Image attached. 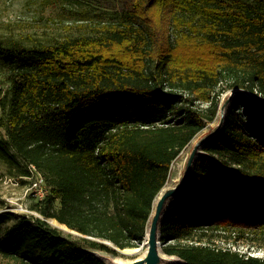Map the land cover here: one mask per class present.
Listing matches in <instances>:
<instances>
[{
  "label": "trees",
  "instance_id": "obj_1",
  "mask_svg": "<svg viewBox=\"0 0 264 264\" xmlns=\"http://www.w3.org/2000/svg\"><path fill=\"white\" fill-rule=\"evenodd\" d=\"M95 25V36L47 45L0 39L10 81L0 160L17 162L11 147L23 175L39 172L50 188L40 215L81 235L24 216L3 230L0 214V257L105 264L93 252L138 247L172 163L214 121L220 95L264 100V0H131L119 22ZM202 150L163 214L162 252L185 264H264L214 242L264 236V107L233 98Z\"/></svg>",
  "mask_w": 264,
  "mask_h": 264
},
{
  "label": "rangeland",
  "instance_id": "obj_2",
  "mask_svg": "<svg viewBox=\"0 0 264 264\" xmlns=\"http://www.w3.org/2000/svg\"><path fill=\"white\" fill-rule=\"evenodd\" d=\"M130 9L131 0H0V39L13 38L26 45H47L71 37L95 36L100 27L95 24L119 22L122 14ZM8 74L9 69L0 65V100L3 98L5 103H7L10 96ZM230 91L220 95L219 104H223L229 98ZM245 92L253 102L263 103L259 97L250 92ZM233 98L245 100L239 95H233L231 100ZM245 101L251 104L250 101ZM197 105L201 108L206 107L199 103ZM0 117L2 119L5 117L4 109H0ZM218 121L219 115L217 113L213 122H205V127L185 150L188 151L196 139L214 129ZM0 142L6 144L4 127H0ZM9 154L14 156L17 162L0 160V214H8L6 222L1 228L4 230L11 227L19 221L21 216H24L27 219L39 218L45 220L51 227L60 231L63 236L72 240L81 237L79 233L54 219H45L40 215L36 205L42 199L36 195L34 188L31 187L36 183L48 192L50 188L47 181L30 166V168L28 167L31 171L29 176L23 175L21 171L26 168V163L19 156H16V152L11 147H9ZM181 156L182 153L171 165L166 182L167 186L172 183L176 173L175 166ZM233 237L234 234L223 239L215 238L214 242L219 247H230L240 253L264 259V236L246 234L238 240H234ZM116 251L118 252L116 256L98 251L93 253L105 264H108L111 260L130 263L140 257L143 249L142 244H140L135 248L117 249ZM162 254L164 257L171 259L170 264H185L176 256H170L163 252ZM0 264L22 263L20 258L0 257Z\"/></svg>",
  "mask_w": 264,
  "mask_h": 264
},
{
  "label": "water",
  "instance_id": "obj_3",
  "mask_svg": "<svg viewBox=\"0 0 264 264\" xmlns=\"http://www.w3.org/2000/svg\"><path fill=\"white\" fill-rule=\"evenodd\" d=\"M245 91L246 90L238 88L232 89L230 91L229 98L223 104H219L217 112L219 115V121L216 127L211 131L203 134L200 138L196 139V141H194L191 148L189 149L186 162L184 164L182 172L180 173L178 181L168 186H164L157 194L156 198L153 201L152 210L147 222L144 240L147 248L144 255L130 263H120L111 260L109 264H170L171 259L164 257L161 252L162 250H160L159 226L163 214L165 213V210L169 203L178 198L188 189L193 175L195 162L198 157L204 154L202 148L207 143L212 141L221 131L225 114L228 108L227 105L231 101L232 96L239 95L245 100L250 101L251 105L253 106L264 107V100H262L263 103H255L251 99H249Z\"/></svg>",
  "mask_w": 264,
  "mask_h": 264
},
{
  "label": "bare ground",
  "instance_id": "obj_4",
  "mask_svg": "<svg viewBox=\"0 0 264 264\" xmlns=\"http://www.w3.org/2000/svg\"><path fill=\"white\" fill-rule=\"evenodd\" d=\"M188 151H189V150H188ZM188 151H186V150L183 151L180 160L176 163V166H175L176 173L174 174V177H173V179H172V183L178 181L179 176H180V173L182 172L183 167H184V164H185V162H186V159H187V156H188ZM172 183H171V184H172ZM166 186H167V185H166ZM146 248H147V245H146V243L144 242V243L142 244V249H143V251H142V254L140 255V257H142V256L144 255V253H145V251H146ZM113 261H114V262L124 263V262L119 261V260H113ZM109 263H110V261L108 262V264H109Z\"/></svg>",
  "mask_w": 264,
  "mask_h": 264
},
{
  "label": "built area",
  "instance_id": "obj_5",
  "mask_svg": "<svg viewBox=\"0 0 264 264\" xmlns=\"http://www.w3.org/2000/svg\"><path fill=\"white\" fill-rule=\"evenodd\" d=\"M31 188H34L36 195L40 198L43 199L44 196L47 194L46 190H43L40 185L34 183L33 186Z\"/></svg>",
  "mask_w": 264,
  "mask_h": 264
}]
</instances>
